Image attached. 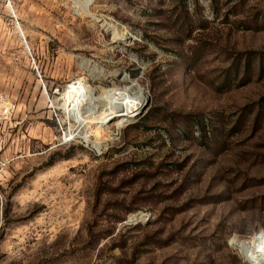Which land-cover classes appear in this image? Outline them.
<instances>
[{
  "label": "rangeland",
  "instance_id": "obj_1",
  "mask_svg": "<svg viewBox=\"0 0 264 264\" xmlns=\"http://www.w3.org/2000/svg\"><path fill=\"white\" fill-rule=\"evenodd\" d=\"M82 2L0 0V264H249L232 242L264 231V0H93L122 41ZM131 82L141 117L94 125L98 149L68 136L67 86L100 111Z\"/></svg>",
  "mask_w": 264,
  "mask_h": 264
},
{
  "label": "bare ground",
  "instance_id": "obj_2",
  "mask_svg": "<svg viewBox=\"0 0 264 264\" xmlns=\"http://www.w3.org/2000/svg\"><path fill=\"white\" fill-rule=\"evenodd\" d=\"M92 2L93 0H83L81 3L82 13L85 16L93 17L97 23L100 22L99 24L102 28L112 33L115 41L127 40L130 37V34L127 31L120 30L114 25L105 23L100 17L93 16L90 12ZM19 30L24 37V32L21 28H19ZM84 64H87V66L91 68L89 72L93 79H101L109 76V73L94 64L92 65L91 62H85ZM102 92L104 96L103 98L106 100V105L104 104L103 109L100 108V111L97 109L98 106L96 107L94 104L95 98L91 87L80 83L67 86L65 103L63 105L66 116L65 118L67 120H74L77 124L76 133H68V136H76V138L81 140L87 147L95 149H98L99 144L93 138V126L98 124L105 127H111L119 123L126 124L136 120L139 118L148 96L145 89H142L137 82H131V85L122 90H102ZM86 105L89 106L91 110H95V112H90V115L87 117L84 116L86 115V112L84 115H79L78 111ZM96 110H98L97 113ZM102 112L105 113L101 115ZM93 113L95 116H91ZM65 137H67V135H65ZM138 216L141 219L143 215L138 214ZM137 219L138 217L136 216L131 217L132 221H136ZM234 243V247L249 264H264V231H261L252 240L236 241Z\"/></svg>",
  "mask_w": 264,
  "mask_h": 264
},
{
  "label": "built area",
  "instance_id": "obj_3",
  "mask_svg": "<svg viewBox=\"0 0 264 264\" xmlns=\"http://www.w3.org/2000/svg\"><path fill=\"white\" fill-rule=\"evenodd\" d=\"M11 107L6 104V101L4 98L0 96V117L7 118L11 114Z\"/></svg>",
  "mask_w": 264,
  "mask_h": 264
},
{
  "label": "water",
  "instance_id": "obj_4",
  "mask_svg": "<svg viewBox=\"0 0 264 264\" xmlns=\"http://www.w3.org/2000/svg\"><path fill=\"white\" fill-rule=\"evenodd\" d=\"M99 23H100V22H99ZM124 78H125L127 81H131V80L129 79L128 76H125ZM149 106H150V99H149V95H148L147 98H146L145 104H144V106H143V109H142L141 114H140L139 117H141V116L145 113V111L149 108ZM132 122H134V121H132ZM132 122L126 123V124H124V126H127V125H129L130 123H132ZM122 127H123V126H122ZM232 244L235 245L234 242H232Z\"/></svg>",
  "mask_w": 264,
  "mask_h": 264
}]
</instances>
